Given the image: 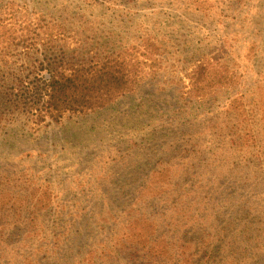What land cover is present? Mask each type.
<instances>
[{
	"label": "trees",
	"instance_id": "1",
	"mask_svg": "<svg viewBox=\"0 0 264 264\" xmlns=\"http://www.w3.org/2000/svg\"><path fill=\"white\" fill-rule=\"evenodd\" d=\"M56 1L0 0V132L95 114L163 73L181 110L91 161L0 156V264H264V0Z\"/></svg>",
	"mask_w": 264,
	"mask_h": 264
},
{
	"label": "rangeland",
	"instance_id": "2",
	"mask_svg": "<svg viewBox=\"0 0 264 264\" xmlns=\"http://www.w3.org/2000/svg\"><path fill=\"white\" fill-rule=\"evenodd\" d=\"M36 1L41 6H45L49 2H52L53 7L58 4L56 0ZM86 1L74 0V10H78L79 7L84 8L85 4L83 3H86ZM259 1L250 0V7L252 4L255 6ZM92 13L96 16L101 15L99 17L101 26L106 28L109 26L110 17L103 16L105 14L104 10L98 12L97 8H92ZM249 15V13L245 14L247 18ZM195 19L197 18L193 15L184 16L182 20H174L171 23V28H178L180 33L185 23H193ZM231 27H234V23H231L230 26L226 22L224 25L217 27V30L212 33L214 39H209V41H217L219 36L224 33L230 35L232 32ZM238 27L239 25H236L234 29L237 30ZM205 38L203 36V39ZM175 49L180 48L176 46ZM250 73L253 75V72ZM171 77L172 75L163 73L156 81L147 82L134 94L124 97L105 110L88 116L65 120L61 124L50 126V128L43 131H34L27 119L28 117L17 119L7 130L0 132V156L17 159L32 154L31 158L34 162L48 163L53 168L58 163L67 164L81 159L91 161L96 158L97 150H100L101 154L108 149L122 152L134 139L131 135H140V131L150 133V130L155 128V124L166 113L170 115L171 112L181 110L176 105L179 97L181 98L179 95L180 86H170L169 80ZM247 79L251 82L252 79L257 78L249 76ZM248 81L246 82L247 86L242 85L243 80L240 81L238 89L243 86L246 90H255L257 85H249ZM141 138H143L142 135ZM101 158L102 156L98 159ZM37 165L40 166L38 168H41L39 172L42 174V178L50 177L52 174L57 175L55 170H50L47 173L45 169H42L41 163ZM35 170L37 171V168Z\"/></svg>",
	"mask_w": 264,
	"mask_h": 264
}]
</instances>
